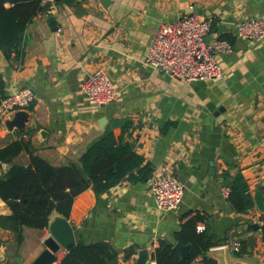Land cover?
Instances as JSON below:
<instances>
[{
	"label": "crops",
	"instance_id": "obj_1",
	"mask_svg": "<svg viewBox=\"0 0 264 264\" xmlns=\"http://www.w3.org/2000/svg\"><path fill=\"white\" fill-rule=\"evenodd\" d=\"M190 13L212 21L206 40L226 35L220 39L231 45L230 53L215 55L219 78L184 82L143 62L156 24ZM252 16L264 21V0L46 2L23 31L21 57L0 56L4 95L23 87L34 94L23 129L4 127L12 114L0 118V148L22 139L52 166L77 163L88 145L109 130L118 135L129 121L135 151L152 167L150 177L124 179L98 198L89 187L74 196L66 220L78 238L107 242L116 254L113 264H137L139 251L148 256L158 240L173 245L179 224L197 213L202 221L196 225L220 241L207 252L217 264H264V213L254 202L259 191L264 208V40L233 34L236 21ZM96 68L118 91L105 105L88 103L79 90ZM12 162L26 165L27 154ZM6 168L0 166V175ZM235 172L253 203L244 213L232 211L221 193ZM159 175L174 176L183 187L176 210L155 208L149 188ZM9 214L0 199V216ZM46 235V227H22L16 243L13 232L0 227V264H29ZM234 237L243 243L239 254L224 247ZM64 253L57 250L54 263Z\"/></svg>",
	"mask_w": 264,
	"mask_h": 264
},
{
	"label": "trees",
	"instance_id": "obj_2",
	"mask_svg": "<svg viewBox=\"0 0 264 264\" xmlns=\"http://www.w3.org/2000/svg\"><path fill=\"white\" fill-rule=\"evenodd\" d=\"M42 6L40 0H0V56L5 60L21 57L23 31ZM218 38L227 37L221 35ZM4 96L0 75V99ZM130 127V122L126 121L116 130L118 135L112 130L107 131L86 147L77 163L60 166H52L33 155L28 143L22 139L1 147L0 164H7V168L0 175V199L8 206L10 214L0 216V227L11 230L15 242L19 243L22 227L43 229L52 212L67 218L74 196L88 187L98 198L124 179L146 181L152 167L136 153ZM21 152L27 154L26 165L12 162ZM222 176H226L225 171ZM225 186L229 189L225 200L232 211L244 213L252 207L247 184L239 172L230 176ZM200 221L202 217L195 213L180 223L173 233L175 242L189 245L184 258L179 257L172 243L160 239L151 252L155 263L217 264L207 252L220 241H214L204 230L197 232L195 225ZM259 229L264 241V219ZM239 244L235 254L243 250V243ZM115 260L116 254L107 242H84L78 238L67 246L64 255L54 264H113Z\"/></svg>",
	"mask_w": 264,
	"mask_h": 264
},
{
	"label": "built area",
	"instance_id": "obj_3",
	"mask_svg": "<svg viewBox=\"0 0 264 264\" xmlns=\"http://www.w3.org/2000/svg\"><path fill=\"white\" fill-rule=\"evenodd\" d=\"M51 0H40L44 5ZM211 20L195 14H183L172 21H161L153 29L150 43L143 57V62L161 71L171 78L184 82L219 78L222 70L215 55L228 54L231 45L225 39L206 40L210 31ZM233 34L237 38L255 42L264 40V21L255 17H244L233 24ZM79 90L88 103L105 105L117 98L118 91L108 79L106 71L101 68L88 73L79 83ZM34 94L28 87H23L0 99V118L17 110H26L32 102ZM150 195L155 208L159 211L176 210L181 203L183 187L171 175H159L150 184ZM229 189L221 188L224 197ZM200 225L195 226L197 232ZM231 235L238 232L230 229ZM232 251L239 249L237 237L225 244ZM144 264H156L151 253ZM193 264V263H192Z\"/></svg>",
	"mask_w": 264,
	"mask_h": 264
},
{
	"label": "water",
	"instance_id": "obj_4",
	"mask_svg": "<svg viewBox=\"0 0 264 264\" xmlns=\"http://www.w3.org/2000/svg\"><path fill=\"white\" fill-rule=\"evenodd\" d=\"M27 119L28 114L25 110H17L8 119L3 121V125L8 130H21ZM104 121V118L98 120L99 127L103 125ZM2 165L6 167L5 163L0 164V166ZM254 202L256 207L264 213V208L260 203L259 191H256L254 195ZM52 213L46 223L47 235L42 241L43 248L29 264H54L57 250L60 248L66 249L68 245L73 244L78 238V229L72 227L62 215L56 212ZM253 228L255 229L256 225H253ZM172 248L177 251L180 258H184L189 252V245H182L179 242H174ZM146 257V250H140L137 257V264H144Z\"/></svg>",
	"mask_w": 264,
	"mask_h": 264
}]
</instances>
